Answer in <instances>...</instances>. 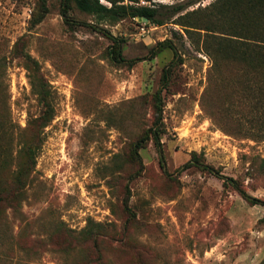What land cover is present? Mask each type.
Instances as JSON below:
<instances>
[{"label": "rangeland", "instance_id": "374dc122", "mask_svg": "<svg viewBox=\"0 0 264 264\" xmlns=\"http://www.w3.org/2000/svg\"><path fill=\"white\" fill-rule=\"evenodd\" d=\"M213 1L182 13L199 11L187 34L72 1L70 26L62 0H0V264H264V207L183 167L195 156L264 202L260 81L207 55ZM157 94L162 159L144 140Z\"/></svg>", "mask_w": 264, "mask_h": 264}, {"label": "trees", "instance_id": "16d2710c", "mask_svg": "<svg viewBox=\"0 0 264 264\" xmlns=\"http://www.w3.org/2000/svg\"><path fill=\"white\" fill-rule=\"evenodd\" d=\"M71 1L74 2L76 8L81 12L91 14L100 20L115 22L126 18H138L156 26H162L176 19L174 20L177 21L175 22L176 25L182 27L189 34L188 28L196 27L195 20L191 22L190 19L196 16L199 11L186 12L183 15L182 13L203 0H187L186 2L169 6L162 4L140 5L139 0H127L128 2L125 4L124 0H104L109 4V7L99 3V0H62L61 16L65 24L70 26L74 24L69 16ZM206 12L208 19L204 30L222 35H207L208 39L204 41L203 45L207 55L211 57L214 64L218 61L229 62L240 68L245 75L252 74L256 76L260 81L259 89L261 90V98H259L257 103L264 104V0H214L206 8ZM95 29L111 42L109 57L117 63H124L122 58L123 42L103 29ZM160 47L165 48L163 45H160ZM160 50H151V57H154ZM167 79L168 76L166 75L165 80ZM42 98L46 102L47 97L42 96ZM47 110L48 108L46 107L44 114L38 118L42 128L47 125L51 118L50 114L45 117ZM260 115L261 119H264V109L260 110ZM160 123L161 99L159 94H157L154 123L145 131L144 140L153 142L157 154L162 159ZM263 123L262 121L260 122L261 128L254 132V135H264ZM23 153L27 158L33 159L36 153V146H25ZM190 166L207 170L212 175L222 179L224 184L232 187L247 203L252 205L260 204L264 207V202L249 196L237 185L235 180L220 176L219 172L199 161L197 157H192L183 167L187 168ZM15 177L16 182L19 183L23 179L24 174L18 171Z\"/></svg>", "mask_w": 264, "mask_h": 264}, {"label": "built area", "instance_id": "2783aa9c", "mask_svg": "<svg viewBox=\"0 0 264 264\" xmlns=\"http://www.w3.org/2000/svg\"><path fill=\"white\" fill-rule=\"evenodd\" d=\"M148 22V21H147ZM141 31L144 32V28H141Z\"/></svg>", "mask_w": 264, "mask_h": 264}]
</instances>
